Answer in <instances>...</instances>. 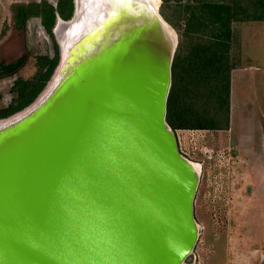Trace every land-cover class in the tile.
Masks as SVG:
<instances>
[{"label": "water", "instance_id": "1", "mask_svg": "<svg viewBox=\"0 0 264 264\" xmlns=\"http://www.w3.org/2000/svg\"><path fill=\"white\" fill-rule=\"evenodd\" d=\"M150 11L136 28L119 17L120 37L74 55L40 104L0 120V264H183L192 253L199 174L166 122L177 35Z\"/></svg>", "mask_w": 264, "mask_h": 264}, {"label": "rangeland", "instance_id": "2", "mask_svg": "<svg viewBox=\"0 0 264 264\" xmlns=\"http://www.w3.org/2000/svg\"><path fill=\"white\" fill-rule=\"evenodd\" d=\"M59 2L0 0V108L9 105L15 97L20 85L14 86L17 79L21 82H36L33 78L43 64L40 58L51 59L56 50L58 65L60 47L53 33L56 23L48 32L39 17L30 16L36 12L35 9L26 8L28 18L22 12L29 4H38V11L41 12L49 7L56 8ZM67 2L64 0L65 9ZM215 2L228 3L229 0H159L158 12L175 31L178 42L172 62L171 88L174 86L176 97L186 103L189 102L191 75L183 70L180 59L188 57L193 43L195 45L207 40L214 43L213 39H220L215 47L221 53L224 71H228L238 60L241 22H233L227 33L214 23L208 24L206 18L207 21H203V17L211 14L206 4ZM193 17V20L198 18L203 24L200 30L205 36L201 33L195 36L186 30L187 21ZM198 21L195 22L197 26ZM257 33L259 37L256 40L250 39L242 47L240 56L247 67V56L253 57L254 49L258 46L262 47V51L264 48V31ZM196 38L200 40L196 41ZM250 63L254 67L244 73L242 83L245 89L241 96L238 93L239 105L233 116V138H228L227 133L202 129L174 132L179 136L177 142L181 155L200 164L194 198L198 237L193 252L184 264H264V138L262 133L259 134V125L264 122V57L260 56L256 64ZM217 87L219 92L215 95L219 97L212 96L209 99L215 98L214 102L225 107L228 81L223 85L219 83ZM204 91L202 89L200 92ZM193 93L199 95L195 89ZM244 102L248 106L243 105Z\"/></svg>", "mask_w": 264, "mask_h": 264}, {"label": "trees", "instance_id": "3", "mask_svg": "<svg viewBox=\"0 0 264 264\" xmlns=\"http://www.w3.org/2000/svg\"><path fill=\"white\" fill-rule=\"evenodd\" d=\"M72 3V0H68L65 9L64 0H60L56 8L49 7L42 11L40 10L41 12L38 11V4H29L30 6L26 5L24 7L22 14L28 18L26 15L28 14V10L26 8L35 9L36 12L31 13L30 16L39 17L42 26L50 32L57 18L63 21L71 19L74 10ZM206 7L210 10L211 14L210 16L203 17V21L207 19L208 24L214 23L221 30L224 28L227 33H229L230 25L236 21H264V0H229L228 3H207ZM193 19L194 17L187 21L186 30L194 33L195 36H198L200 33L204 35L200 30L203 25L200 24L201 21H198V18ZM197 21L199 22L198 26L195 25ZM199 40L196 38V41ZM225 40L228 41V39ZM213 41L214 43L207 42V44L206 42H198L199 44L196 43L195 45L193 43V49L189 51L188 57L180 59L183 70H186L191 75L188 90L189 102L186 103L177 98L173 90L174 86H172L167 100L166 122L174 132L178 129L219 130L227 127L225 124L227 122L226 106L228 91L225 93V107H221L214 102L215 98L214 100L209 99L212 96L219 97V95H215L219 92L217 85L219 83L223 85L224 82L227 83L229 81V68L228 71L223 70L221 53L215 47V43L220 41V39H213ZM39 60H42L43 64L33 78L36 82H21L18 79L16 80L14 86L20 84L19 88L16 90V95L10 104L4 108H0V120L23 110L42 92L57 65L58 51L55 50V54L51 59L40 58ZM194 89L199 92V95L193 93ZM202 89L206 91L200 92ZM206 94L208 95L206 96ZM222 125L225 126L222 127Z\"/></svg>", "mask_w": 264, "mask_h": 264}, {"label": "bare ground", "instance_id": "4", "mask_svg": "<svg viewBox=\"0 0 264 264\" xmlns=\"http://www.w3.org/2000/svg\"><path fill=\"white\" fill-rule=\"evenodd\" d=\"M75 3L78 16L77 19L70 23L73 25L72 30L70 32L65 30L63 28L65 23L61 22V20L58 21L55 30L57 39L61 41L66 50L65 54H63L64 61L56 69L53 78L39 95L36 104L41 103L64 76L71 66V58L74 55L77 58L87 48L92 49L96 42L101 40L102 36L110 37L111 41L120 37V31L125 30V27H122V18L127 24L130 22L128 26H133V28L137 27L135 23L139 21L138 15L149 24L150 9L152 8L156 11L159 8V0H119V2L118 0H76ZM141 6L143 9L140 8ZM132 13L136 14L127 18L129 20L124 18ZM119 17H121V20L118 19ZM191 163L199 174L200 164L192 161Z\"/></svg>", "mask_w": 264, "mask_h": 264}, {"label": "crops", "instance_id": "5", "mask_svg": "<svg viewBox=\"0 0 264 264\" xmlns=\"http://www.w3.org/2000/svg\"><path fill=\"white\" fill-rule=\"evenodd\" d=\"M260 26V28H259ZM240 30V49H239V53L237 55V63H235V65L230 66L229 67V81H228V96H227V106H226V110H227V122H226V128L225 129H219V130H211L214 132H223V133H227V137L228 138H233L234 133H233V119H234V114L238 109V93L239 96H241V94L244 91V84L242 83V79H243V75L246 71H249L251 69L252 63L250 62H254L255 64L257 62H259V57L263 56L264 57V48L262 51V47H259L254 49V54L256 55H252L253 57L247 56V61L248 63V67L243 65V61H242V56L241 52H242V47L244 45H247L250 39H257L258 36V31L263 30L264 31V21H249V22H241V26L239 27ZM252 33H254L255 35H252ZM258 36V37H257ZM260 55L258 58L257 56ZM256 61V62H255ZM259 68V67H258ZM262 70V68H261ZM264 73V71L262 72ZM241 86V90L239 89ZM243 105H246V103L244 102ZM248 106V105H246ZM241 107V106H240ZM249 110V109H248ZM263 110V121H264V108ZM167 113V110H166ZM225 125H222L225 126ZM259 130L260 133H262V137L264 138V122L263 124L261 123L259 125ZM178 130H182V129H178ZM209 131V130H207ZM183 132V131H182ZM176 133V132H175ZM177 137L179 138L178 134H176ZM247 138V136H246Z\"/></svg>", "mask_w": 264, "mask_h": 264}, {"label": "built area", "instance_id": "6", "mask_svg": "<svg viewBox=\"0 0 264 264\" xmlns=\"http://www.w3.org/2000/svg\"><path fill=\"white\" fill-rule=\"evenodd\" d=\"M176 136H177V135H176ZM177 138H178V137H177ZM178 139H179V138H178ZM178 139H177V140H178Z\"/></svg>", "mask_w": 264, "mask_h": 264}, {"label": "snow or ice", "instance_id": "7", "mask_svg": "<svg viewBox=\"0 0 264 264\" xmlns=\"http://www.w3.org/2000/svg\"><path fill=\"white\" fill-rule=\"evenodd\" d=\"M118 2H119V0H118Z\"/></svg>", "mask_w": 264, "mask_h": 264}]
</instances>
